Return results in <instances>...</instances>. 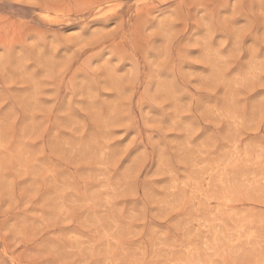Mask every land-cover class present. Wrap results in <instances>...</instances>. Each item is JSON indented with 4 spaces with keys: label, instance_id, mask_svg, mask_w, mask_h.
<instances>
[{
    "label": "rangeland",
    "instance_id": "374dc122",
    "mask_svg": "<svg viewBox=\"0 0 264 264\" xmlns=\"http://www.w3.org/2000/svg\"><path fill=\"white\" fill-rule=\"evenodd\" d=\"M0 264H264V0H0Z\"/></svg>",
    "mask_w": 264,
    "mask_h": 264
}]
</instances>
